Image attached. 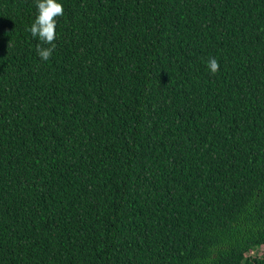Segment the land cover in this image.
I'll use <instances>...</instances> for the list:
<instances>
[{"label":"trees","instance_id":"1","mask_svg":"<svg viewBox=\"0 0 264 264\" xmlns=\"http://www.w3.org/2000/svg\"><path fill=\"white\" fill-rule=\"evenodd\" d=\"M57 2L44 61L0 0V264H264V0Z\"/></svg>","mask_w":264,"mask_h":264},{"label":"clouds","instance_id":"2","mask_svg":"<svg viewBox=\"0 0 264 264\" xmlns=\"http://www.w3.org/2000/svg\"><path fill=\"white\" fill-rule=\"evenodd\" d=\"M37 15L34 22L29 28L33 38L39 39L36 47L38 56L47 61L52 56L56 47L54 41L56 39L57 18L63 16L64 8L57 0H35ZM42 45H51V47H42ZM212 74L219 69L218 61L211 58L207 62Z\"/></svg>","mask_w":264,"mask_h":264},{"label":"rangeland","instance_id":"3","mask_svg":"<svg viewBox=\"0 0 264 264\" xmlns=\"http://www.w3.org/2000/svg\"><path fill=\"white\" fill-rule=\"evenodd\" d=\"M264 251V246H262V247H260L259 249H257V250H254L253 252H251V253H259V254H261L262 252Z\"/></svg>","mask_w":264,"mask_h":264}]
</instances>
